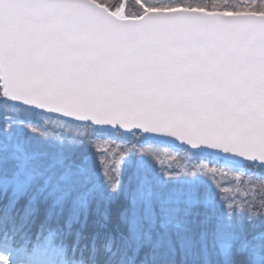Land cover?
Here are the masks:
<instances>
[{"label":"snow or ice","instance_id":"6c2138e0","mask_svg":"<svg viewBox=\"0 0 264 264\" xmlns=\"http://www.w3.org/2000/svg\"><path fill=\"white\" fill-rule=\"evenodd\" d=\"M0 264H264V0H0Z\"/></svg>","mask_w":264,"mask_h":264},{"label":"trees","instance_id":"16d2710c","mask_svg":"<svg viewBox=\"0 0 264 264\" xmlns=\"http://www.w3.org/2000/svg\"><path fill=\"white\" fill-rule=\"evenodd\" d=\"M131 3H132V0H129V4L131 5Z\"/></svg>","mask_w":264,"mask_h":264}]
</instances>
